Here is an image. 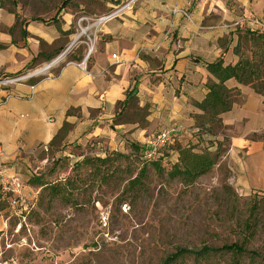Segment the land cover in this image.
Returning <instances> with one entry per match:
<instances>
[{"label": "crops", "instance_id": "1", "mask_svg": "<svg viewBox=\"0 0 264 264\" xmlns=\"http://www.w3.org/2000/svg\"><path fill=\"white\" fill-rule=\"evenodd\" d=\"M174 9L188 11L190 20ZM254 33H264V0H68L51 17L22 16L19 24L0 6V81L53 63L36 77L0 82V164L26 194L44 146L102 140L115 150L121 139L145 145L158 132L183 126L167 145L177 162V146L215 139L196 128L202 112L195 104L218 82L207 65H236ZM88 47L84 72L69 62H81ZM224 86L239 94L221 115L232 180L243 192L264 196V95L234 79ZM132 104L138 118L129 121ZM4 203L0 196V230L11 210Z\"/></svg>", "mask_w": 264, "mask_h": 264}, {"label": "rangeland", "instance_id": "2", "mask_svg": "<svg viewBox=\"0 0 264 264\" xmlns=\"http://www.w3.org/2000/svg\"><path fill=\"white\" fill-rule=\"evenodd\" d=\"M62 1L0 0L18 24L22 16L51 17ZM257 46L245 39L243 56L250 58ZM256 63L263 74L254 83L264 91V54ZM132 105L129 121L138 118ZM226 130L213 126L201 135L215 139L189 141L217 158L209 173L189 183L168 176L175 164L168 147L157 163L143 159L161 131L148 144H135L139 150L126 139L115 150L102 140L42 150L25 201L13 208L25 209L17 215L11 209L0 230V264H264V196L243 192L232 180ZM231 244L246 253L173 260L179 250Z\"/></svg>", "mask_w": 264, "mask_h": 264}, {"label": "trees", "instance_id": "3", "mask_svg": "<svg viewBox=\"0 0 264 264\" xmlns=\"http://www.w3.org/2000/svg\"><path fill=\"white\" fill-rule=\"evenodd\" d=\"M68 0H63L66 3ZM0 6L3 7L0 2ZM10 13H13L10 11ZM251 38L255 40L258 46L255 51L251 53L250 58H245L240 56L239 61L234 66H222V62L218 61L216 63L207 65L208 72L213 75L217 83L210 82L208 84V93L205 99L195 104L202 114L196 116V128L201 134L202 131L211 132V127L222 126L221 115L228 112L232 105L236 102L234 99H238V93L235 89H228L224 86V83L230 79L236 80L239 84L244 86H249L255 93L259 95H264V91H261L259 86L254 83L261 78L263 72L259 71V65L256 63L257 56L264 54V33L252 34ZM3 45L0 44V50L3 49ZM234 94V96H233ZM127 102V100H126ZM132 149L139 150V148L130 144ZM164 151V150H162ZM158 152L153 159L147 160L149 162L157 163L160 158L163 157V152ZM177 162L172 166L171 170L168 172V176L171 178H179L186 182H193L196 179L206 175L211 171L217 162L215 155L211 154L209 150L197 151L192 145L187 146H177ZM162 153V154H160ZM113 155V154H112ZM116 156L122 157L120 154H115ZM144 160V152L142 153ZM138 178L132 180V184H137ZM7 202V198H4ZM232 253L241 255L246 253L242 246L237 244H231L229 246H223L220 249H209L203 248L196 252H189L187 250H179L173 256V260H177L186 255H195V257H207L211 253ZM253 255V254H252ZM173 262V261H172Z\"/></svg>", "mask_w": 264, "mask_h": 264}, {"label": "built area", "instance_id": "4", "mask_svg": "<svg viewBox=\"0 0 264 264\" xmlns=\"http://www.w3.org/2000/svg\"><path fill=\"white\" fill-rule=\"evenodd\" d=\"M173 13H181L182 16H184L187 20H190V14L186 10L177 11L174 9ZM112 15L113 14H109L104 18L100 19V21L109 19ZM73 45L74 43H71L69 46H67L65 50L58 56L57 59L60 60L67 57L68 54L70 53V50L73 48ZM91 51H92L91 47H88L87 52L81 62L79 63L69 62V63L76 65L80 70L85 72L87 68L86 63L91 54ZM51 66H53V63L46 65L44 68L36 72L29 73L27 75L18 78L4 79L0 82L6 85L14 84L26 78L36 77L38 76L36 75L37 73L43 70H47V69L49 70ZM181 132H183L182 126H173L171 128H167L161 131L153 140V142L150 143L151 147L146 148V150L144 151V158L148 160L153 159L160 150H162L165 146L167 147V145L173 143L174 139L178 137ZM42 150L44 152H48L47 146H44ZM2 155H3V151L0 146V158ZM0 196L3 198L5 197L7 198V203L11 209L15 208L16 206H18V204L20 205V203H23L25 201V192H24L23 184L20 182V180L17 177L9 175L1 164H0Z\"/></svg>", "mask_w": 264, "mask_h": 264}, {"label": "water", "instance_id": "5", "mask_svg": "<svg viewBox=\"0 0 264 264\" xmlns=\"http://www.w3.org/2000/svg\"><path fill=\"white\" fill-rule=\"evenodd\" d=\"M45 70L40 71L39 73H37L36 75H41L42 73H44Z\"/></svg>", "mask_w": 264, "mask_h": 264}]
</instances>
